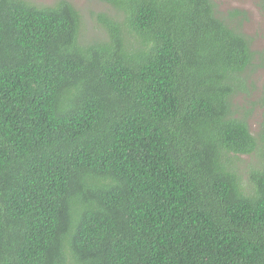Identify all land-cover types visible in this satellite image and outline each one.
<instances>
[{
  "label": "trees",
  "instance_id": "trees-1",
  "mask_svg": "<svg viewBox=\"0 0 264 264\" xmlns=\"http://www.w3.org/2000/svg\"><path fill=\"white\" fill-rule=\"evenodd\" d=\"M102 1L86 40L67 0H0V264H264V121L231 100L255 59L242 21Z\"/></svg>",
  "mask_w": 264,
  "mask_h": 264
},
{
  "label": "rangeland",
  "instance_id": "rangeland-1",
  "mask_svg": "<svg viewBox=\"0 0 264 264\" xmlns=\"http://www.w3.org/2000/svg\"><path fill=\"white\" fill-rule=\"evenodd\" d=\"M39 6H52L61 0H30ZM81 13L83 34L86 40L100 37L104 34L98 23L101 13H115V9L102 0H67ZM219 15L237 26L242 21L241 31L251 38V46L255 53L253 65L244 73V86L232 96L233 111L239 118L246 117L252 132L259 135L264 121V108L261 104L264 98V7L262 0H214ZM235 10L244 12L245 16L230 18ZM242 167L246 168L253 158L244 155ZM247 179V178H246ZM248 181V180H246Z\"/></svg>",
  "mask_w": 264,
  "mask_h": 264
}]
</instances>
